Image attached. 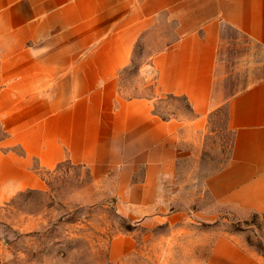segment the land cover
<instances>
[{
    "label": "crops",
    "instance_id": "0c3cea01",
    "mask_svg": "<svg viewBox=\"0 0 264 264\" xmlns=\"http://www.w3.org/2000/svg\"><path fill=\"white\" fill-rule=\"evenodd\" d=\"M163 96L187 114L163 118ZM222 108L231 154L206 188L264 217V0H0L2 180L41 189L67 162L153 205Z\"/></svg>",
    "mask_w": 264,
    "mask_h": 264
},
{
    "label": "rangeland",
    "instance_id": "374dc122",
    "mask_svg": "<svg viewBox=\"0 0 264 264\" xmlns=\"http://www.w3.org/2000/svg\"><path fill=\"white\" fill-rule=\"evenodd\" d=\"M127 73V86L137 85V69ZM143 74L152 77L150 69ZM156 110L170 118L187 114L188 105L163 96ZM232 142L222 108L196 146L183 145L176 175L162 181L153 205L123 199L116 180L94 179L67 162L37 170L41 189L0 179V264H264V217L226 205L206 188L230 159Z\"/></svg>",
    "mask_w": 264,
    "mask_h": 264
}]
</instances>
